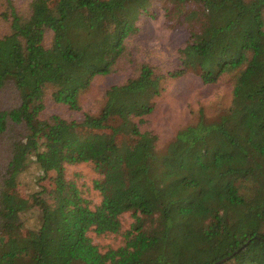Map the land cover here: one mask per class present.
I'll return each mask as SVG.
<instances>
[{
	"label": "trees",
	"instance_id": "16d2710c",
	"mask_svg": "<svg viewBox=\"0 0 264 264\" xmlns=\"http://www.w3.org/2000/svg\"><path fill=\"white\" fill-rule=\"evenodd\" d=\"M142 15L186 31L167 68L127 48ZM125 68L98 108L84 109L94 76ZM188 74L229 85L230 102L200 107L158 148L145 118L167 79ZM114 120L128 124L125 145ZM31 164L39 183L52 179L54 207L41 190L32 201L8 192ZM79 164L94 172L91 186L68 176ZM32 210L34 228L3 235ZM112 234L121 243L106 250L93 239ZM225 257L217 264H264V0H0V264Z\"/></svg>",
	"mask_w": 264,
	"mask_h": 264
},
{
	"label": "rangeland",
	"instance_id": "374dc122",
	"mask_svg": "<svg viewBox=\"0 0 264 264\" xmlns=\"http://www.w3.org/2000/svg\"><path fill=\"white\" fill-rule=\"evenodd\" d=\"M23 2L25 0H17ZM137 31L126 39L127 48L131 56L138 58L139 62H151L159 67L167 68L168 64L173 63L176 50L182 46L186 39V31L183 27L164 28L159 18L142 15L136 23ZM132 57V58H133ZM127 73V69L118 70L111 75H95L90 86L89 92L84 97V109L94 111L98 108L100 97L104 88L122 81ZM230 86L225 83L204 85L192 74H188L179 79H172L164 83V89L155 99V109L150 116L145 118V126L158 133V148L163 147L175 134L176 130L191 122L200 107L204 108L207 114L215 113L217 109L228 106L230 102ZM118 127L119 132L115 139L125 145L129 141L131 133L123 123L117 120L111 123ZM85 130L80 133L85 134ZM89 133H100L105 138L111 137L108 129L95 130L89 129ZM66 171L69 177L75 172L80 173L79 181L86 186H91V179L95 176L91 168L86 164L68 165ZM37 168L31 164L29 168L21 172L14 185L9 187L8 192L33 200V192L41 190L39 196L43 198L49 207H54L56 195L52 179H47L39 183L36 179ZM92 191V199L96 202L97 195ZM36 206L34 210H38ZM39 220L36 211H29L24 216L25 225L21 227H8L4 230V236L25 232L29 228H34ZM124 227L128 228L132 222L129 213H125L121 218ZM94 241L102 250L108 247L117 246L121 243L120 235H106L94 237Z\"/></svg>",
	"mask_w": 264,
	"mask_h": 264
},
{
	"label": "water",
	"instance_id": "95a60500",
	"mask_svg": "<svg viewBox=\"0 0 264 264\" xmlns=\"http://www.w3.org/2000/svg\"><path fill=\"white\" fill-rule=\"evenodd\" d=\"M227 258H228V257H225V258H223V259H221V260L215 262L214 264H217V263H219V262H222V261L226 260Z\"/></svg>",
	"mask_w": 264,
	"mask_h": 264
}]
</instances>
